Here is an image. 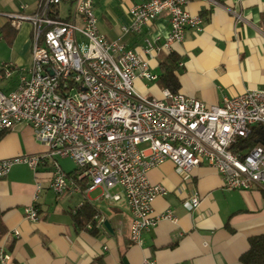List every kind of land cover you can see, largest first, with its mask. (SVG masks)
Segmentation results:
<instances>
[{
  "label": "built area",
  "instance_id": "obj_1",
  "mask_svg": "<svg viewBox=\"0 0 264 264\" xmlns=\"http://www.w3.org/2000/svg\"><path fill=\"white\" fill-rule=\"evenodd\" d=\"M189 1L145 0L128 9L131 20L120 28L122 35L140 33L162 14L169 17L162 44L144 40L146 58L99 32L93 0H42L33 13H25L23 5L20 12L6 14L15 29L30 24L32 45L28 68L10 62L0 66V81L16 76L14 89L0 90V135L25 123L46 151L0 160V179L14 165H26L34 173L49 166L48 187L61 196L74 180L59 160H70L80 170L76 179L87 181L86 192L100 189L105 201L124 200L131 216L129 239L135 244L160 221L176 222L171 211L153 212V201L168 190L151 184L147 174L164 162H171L182 177L197 167H211L225 191L264 192V130L256 145L244 143L256 127L264 129V89L224 98L218 105L168 89H162L160 98H145L133 89L136 80L158 81L150 58L181 43L187 29L201 31V17L184 8ZM63 3L72 7L69 16L55 18ZM73 190L79 188L73 185ZM199 203L197 195L182 202L187 211ZM23 219L40 220L34 203L24 208ZM11 236L17 239L19 231ZM8 261L0 246V264Z\"/></svg>",
  "mask_w": 264,
  "mask_h": 264
},
{
  "label": "crops",
  "instance_id": "obj_2",
  "mask_svg": "<svg viewBox=\"0 0 264 264\" xmlns=\"http://www.w3.org/2000/svg\"><path fill=\"white\" fill-rule=\"evenodd\" d=\"M144 1L93 0L99 32L142 58H146L145 39L162 44L169 33V17L162 14L140 33L121 34L120 28L131 20L128 9ZM41 2L26 4L25 13H33ZM21 6L16 0H0V7L9 13L20 12ZM184 8L201 17L202 29H187L181 43L150 58L153 71L158 75L159 63L175 53L179 58L178 93L207 105L264 89V0H191ZM55 10L59 18L69 16L70 10L65 17L60 16L58 7ZM7 23L3 31L13 47L20 37L18 29L25 26L28 36L18 45V63L14 64L26 69L31 62V26L23 22L15 32L7 19L2 26ZM26 54L29 59L22 66ZM15 85L16 76L2 81L0 90L8 92ZM45 151L25 123L0 135V160ZM71 178L74 184L69 183L61 196L48 187L49 166L34 173L26 165H14L0 179V226L5 233L0 246L9 254L7 264H142L144 260L155 264H241L239 259L248 249V239L264 234V192L255 188L225 191L211 167H197L188 177H182L167 161L148 172L151 184L168 190L166 196L153 201L154 214L171 211L176 222L160 221L143 231L136 244L129 239L131 216L124 200L105 201L100 189L86 192L87 181ZM73 185L79 191H74ZM193 195L200 203L195 210L187 211L182 202ZM83 202L97 212L96 235L89 232L91 224L83 228L73 224L72 214ZM33 203L40 217L36 223L23 219L24 208ZM13 230L19 231L17 239L11 236Z\"/></svg>",
  "mask_w": 264,
  "mask_h": 264
},
{
  "label": "trees",
  "instance_id": "obj_3",
  "mask_svg": "<svg viewBox=\"0 0 264 264\" xmlns=\"http://www.w3.org/2000/svg\"><path fill=\"white\" fill-rule=\"evenodd\" d=\"M55 18H58V16H55ZM7 26H9L8 23L0 27L1 31H3ZM14 31L16 32V29H14ZM178 60L179 58L175 53H170L164 58L163 61L159 63L157 83L160 84L163 89H168L173 94L178 93V90L180 88V83L176 75V70L179 63ZM261 130L263 131L264 129H262V127H256L255 135L251 136L244 143L247 146L251 147L260 142L261 139L258 135L260 134ZM79 172V169L74 168L73 170L68 172L67 175L76 179ZM80 181L86 182L85 179H81ZM96 213L97 212L93 207H91L88 203L83 202L82 205L77 209V211L72 214L73 224L77 228H83L87 224H91V229L89 230V232L92 235H96L98 231L95 226L96 221L94 219ZM4 234L5 233L0 226V241ZM239 261L241 262V264H264V234L253 236L248 239V249L244 254L241 255Z\"/></svg>",
  "mask_w": 264,
  "mask_h": 264
},
{
  "label": "rangeland",
  "instance_id": "obj_4",
  "mask_svg": "<svg viewBox=\"0 0 264 264\" xmlns=\"http://www.w3.org/2000/svg\"><path fill=\"white\" fill-rule=\"evenodd\" d=\"M33 0H16V4L19 5H26L30 4V2ZM60 16L65 17L68 15V10H72V7L69 5H66L65 3L60 4L58 6ZM28 10V8H27ZM9 12L2 9L0 7V27L5 22V15L8 14ZM96 17V16H95ZM20 37L18 38V42L16 44V47H13L12 45V40H10L9 37L6 36L4 31H1L0 29V66L3 65L4 63H18V45L22 43L23 38L28 36V34L25 32V26L18 29ZM24 34H21V33ZM29 59V54H26L22 58V63H20L22 66H26V62ZM2 81L0 82V84ZM133 89L136 91L137 94H139L142 97L145 98H160L161 97V91H162V86L158 84L157 82H147V81H142V80H137L133 82ZM59 163L63 170L66 171H71L75 168L74 164L70 160H59ZM17 169L14 168L13 170ZM118 190V189H115ZM115 190L111 191V193L115 192Z\"/></svg>",
  "mask_w": 264,
  "mask_h": 264
},
{
  "label": "water",
  "instance_id": "obj_5",
  "mask_svg": "<svg viewBox=\"0 0 264 264\" xmlns=\"http://www.w3.org/2000/svg\"><path fill=\"white\" fill-rule=\"evenodd\" d=\"M104 225L109 230V225L106 222L104 223Z\"/></svg>",
  "mask_w": 264,
  "mask_h": 264
},
{
  "label": "bare ground",
  "instance_id": "obj_6",
  "mask_svg": "<svg viewBox=\"0 0 264 264\" xmlns=\"http://www.w3.org/2000/svg\"><path fill=\"white\" fill-rule=\"evenodd\" d=\"M52 1H59V0H52Z\"/></svg>",
  "mask_w": 264,
  "mask_h": 264
}]
</instances>
